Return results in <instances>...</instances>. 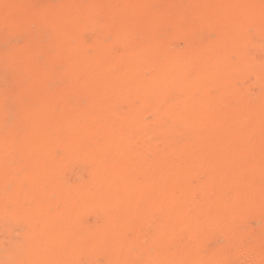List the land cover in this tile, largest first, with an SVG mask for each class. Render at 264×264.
I'll use <instances>...</instances> for the list:
<instances>
[{
	"label": "bare ground",
	"instance_id": "bare-ground-1",
	"mask_svg": "<svg viewBox=\"0 0 264 264\" xmlns=\"http://www.w3.org/2000/svg\"><path fill=\"white\" fill-rule=\"evenodd\" d=\"M196 1L201 5L196 10V21L218 24L217 37L202 44L213 52L204 55V61L215 64L217 77L228 84L230 68L248 58L244 40H250L251 32L246 21L257 9L256 0ZM20 12L16 0H0L1 25L6 19L11 20L7 23L11 29L15 23H22ZM40 15L42 19V11ZM47 22L57 43L64 41L69 24L54 16L47 17ZM257 34L264 36V31L258 30ZM65 51L68 59L76 55L73 48ZM254 62L251 64L258 69L262 84L256 104L258 111L264 112V61ZM24 64L30 73L25 84L41 85L40 71L26 58ZM69 64L72 66L73 61ZM34 108L22 114L4 112L0 117V231L7 235V242L0 244V264H73L79 257H85L88 264H209L211 259L217 264L218 257L220 264L227 244L232 245L236 239L240 245L242 237L239 242L238 238L248 237L244 230L242 234L238 232L235 218L240 217L242 222L244 213L245 218L250 211L252 215L260 212L263 215L258 213L259 225L263 227L264 130L254 147L224 146L217 150L222 145L221 136L228 140L236 126L234 107L216 111L206 106L197 111L198 129L208 130L206 125L212 122L217 126L212 125L208 137L203 138L208 149L200 151L202 142H194L196 137L189 133L167 132L159 145H146L142 155L132 158L112 129L110 116L97 112L68 116V133L61 139L60 133L56 138L52 136L59 132L55 124ZM165 118L171 124L172 117L166 114ZM116 123L114 128L123 124L119 119ZM213 134L215 139L211 138ZM13 150L19 153L18 160L12 156ZM75 156L83 158L87 176L71 183L59 180L62 162ZM51 179L60 182L53 192V201L61 203L59 210H54V202L49 200L52 189L47 185ZM195 188L201 192L202 200L191 207ZM89 216L93 218L91 222ZM149 222L153 225L144 227L143 241L137 233L127 236L129 223L145 226ZM262 231L263 228L258 237L248 231L249 241L252 239V243L254 237L261 240ZM209 234L225 241H217L219 246H214L207 255L210 258H206L198 246L201 237ZM170 242H177V247L167 249ZM146 247L152 250L144 251ZM135 250L139 254L142 250L144 255ZM98 252H104L103 262L96 258Z\"/></svg>",
	"mask_w": 264,
	"mask_h": 264
},
{
	"label": "rangeland",
	"instance_id": "rangeland-1",
	"mask_svg": "<svg viewBox=\"0 0 264 264\" xmlns=\"http://www.w3.org/2000/svg\"><path fill=\"white\" fill-rule=\"evenodd\" d=\"M190 1L196 0H16L21 10L20 18L24 19L22 23L18 26L12 21L13 27L16 25L13 29L7 24L11 20L0 23V117L4 112L6 115L22 114L35 107V112L55 124L59 132H53L52 136L56 138L60 133L63 139L68 133L65 122L68 116L103 113L111 117L112 129L132 158L142 155L147 150L146 145L148 148L159 145L167 132L189 133L196 137L194 142H202L200 151L208 149L203 138L208 137L212 125L217 126L212 122L206 125L208 130L198 129L197 111L206 106L226 111L230 106L236 112V126L228 140L219 135L222 145L217 146V150L224 146L233 149L256 146V141L263 137L264 112H259L256 104L262 84L258 69L255 70L251 63L264 61V36L257 34L258 30L259 33L264 31V0L255 1L257 9L246 21L251 32V41L244 40L249 48L243 45L248 58L230 68L231 82L228 84L217 77L219 70L215 64L204 61V55L213 52L202 44L217 37L218 24H199L196 10L201 5ZM50 16L69 24L64 41L57 43L55 40L47 22ZM173 31L175 33H171ZM65 48H73L76 55L68 59ZM231 56L237 59L235 54ZM24 58L43 75L41 85L25 84L26 75L30 73ZM166 114L172 117L171 124ZM117 119L123 124L114 128ZM211 138L216 136L213 134ZM13 142H16L14 138ZM12 156L19 159V153L14 150ZM58 171L59 180L68 183L87 176L83 158L79 156L64 160ZM59 180L51 179L47 185L52 189L50 202L54 199L53 192L60 187ZM201 200V192L195 188L191 196L193 203L189 205L193 207L194 202ZM53 202L52 208L59 210L61 203ZM249 213L247 219L245 213L241 215L243 223L240 217L234 219L235 227L240 229L238 232L242 234L241 229L244 230L249 239L239 235L238 242L242 237L243 243L240 241L239 245L234 238L232 245L227 244L226 251H222L225 259L221 258L220 264L223 261L224 264H264V233L262 239L260 235L261 240L256 239L258 242L254 236L255 243H251L252 239L249 241L251 235H259L262 228L264 230V224L263 227L259 225L262 213L252 212L258 216ZM92 219L88 217L89 222ZM151 224L129 223L127 236L137 233L143 241L144 227L151 228ZM215 235H203L198 242L199 252L206 258H210L207 255L213 252L214 246V249L219 246L217 241H223L221 236ZM6 242L7 235L0 231V244ZM177 244L170 242L167 249L173 250ZM151 250L149 247L147 251ZM139 252L140 256L144 255L142 250ZM102 255L96 257L99 262L104 261V252ZM83 258L79 257L73 264H88ZM210 262L213 264L214 259Z\"/></svg>",
	"mask_w": 264,
	"mask_h": 264
}]
</instances>
